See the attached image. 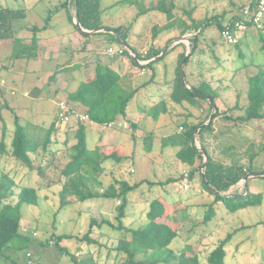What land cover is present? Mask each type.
Masks as SVG:
<instances>
[{"label":"rangeland","instance_id":"obj_1","mask_svg":"<svg viewBox=\"0 0 264 264\" xmlns=\"http://www.w3.org/2000/svg\"><path fill=\"white\" fill-rule=\"evenodd\" d=\"M63 1L0 0V7L9 6L26 12L25 18L14 20V37L0 40V82L1 79L6 81L4 85H0V137L3 128L6 127L10 147L17 126V115L20 125L26 129L29 137L40 143L37 154H32L37 166L35 169H29L9 154L2 156L0 175L3 177L7 175L14 181V194L7 201L16 202L20 187L25 185L38 190L39 201L37 204H23L20 229L22 234L14 238L4 250L0 264H27V252H32L34 264H74L71 256L55 243L57 236L62 234L73 236L63 240V245L79 260L92 257L97 264H116L121 263L124 258L123 253L117 251L119 238L123 232L103 222L109 220L114 226L119 224L117 216L120 204L117 199L92 198L82 201L72 196L71 202L60 208L59 192L64 181L62 170L71 160L72 147L77 139L74 137L75 130L71 129L72 125L56 126V117L61 101H67L75 106L68 100V94L77 89L81 78L86 76L83 75L86 66L82 65L85 61L111 65L120 74L121 83L127 89L141 86L129 103L126 115L119 118L123 122H136L134 127L107 128L104 125H96L102 131H106L108 138H117L122 143V147L119 143L122 149H117L116 152L127 155L121 162L115 159L107 161L100 176L103 183L101 187H107L116 179L127 180L130 183L144 179L147 181L128 194L129 202L124 223L132 228L144 225L147 222L146 213L150 202L160 198L166 200L169 207L165 215L158 220L172 225L179 233L169 248L176 252L185 250L189 257H199L202 264H210L207 260L209 252L232 233L226 244L225 264H264V223H257L264 221V177L256 176L257 182L263 188L260 192L261 206L238 210L231 216L225 214L222 207L217 206L215 215L208 222H204L207 207L202 206L188 211L186 209L188 198L199 195L198 187H204L200 169L192 179V189L188 191H179L173 180L153 186L148 183L166 181L172 175L163 164L168 156H172L173 148H168L161 155L159 151L161 143L170 141L175 144L172 135L177 132L179 125L184 122L191 124L193 120L190 117L187 119V111L182 109V104H171V101V112L175 110L176 116L170 112L163 114L160 117L164 121L163 126L160 124L161 119L157 121L148 116L143 117L140 110V106L149 107L154 99L168 97L170 87L166 81L170 80L174 55L179 48L171 47L168 55L151 66H141L128 54L112 56L107 52L109 48L116 51L121 48L123 43L121 36L127 37L129 45L132 46L129 40L132 33L135 37V49L140 53L145 50L143 47L150 44L153 31L162 39L160 45L164 46L162 47L164 52L174 43L167 45L169 41L183 36L181 34L184 27H190L189 30L195 36L198 32L194 25L211 21L201 26L203 32L199 33V48L192 59L197 61L200 57L206 60L204 69L209 66L214 68L213 74L209 72L206 75L214 81L219 94L226 98V103L218 101L219 108L235 105L237 92L243 95L240 103L245 104L247 77L255 72L257 64L264 60L262 48L264 42L260 40L261 32L264 35V29L259 31L249 28L240 40L239 49L224 40L218 20L222 17L221 22L227 21L241 15L252 0H101L100 19L103 23H111L112 26L119 28L121 35L116 31L117 33H113L112 36L108 31L87 36L89 49L87 52H79L76 49L82 44L77 42L80 32L74 28V21L71 18L74 7L64 8L61 4ZM160 2L166 9L172 8V18L166 12L158 10L157 5ZM34 25L47 27L37 33L39 38L37 46L29 48L35 35L32 30ZM52 37L57 38L54 49L43 48L40 41ZM63 40L69 42L67 45L63 44L65 50L61 55L60 53L57 55L58 45ZM240 50L249 66H243ZM83 53L86 55H82ZM215 54L219 58H216ZM190 62L191 60L184 65L186 83L193 79L189 73L192 67ZM71 64L74 67H70ZM200 66V63H195L194 69L199 71ZM56 71H59L58 74L49 78ZM201 99L206 106V100ZM184 105L194 113L199 110L188 103ZM180 113L182 115H179ZM239 113L235 111L234 115ZM87 126V141L91 146L96 138L91 134L93 125L88 123ZM50 128H53L51 140L44 147ZM179 129L181 130V127ZM236 134L242 138L246 137L247 140L255 139L256 145L250 148L252 154L263 149L251 163L253 172H263L264 121L238 127ZM236 134L233 138L241 140ZM219 139L228 143L229 138L220 134ZM180 165L181 168L186 166L193 170L188 163ZM206 167L207 165L203 173ZM178 171L180 172L179 167L175 169L176 173H179ZM208 195L205 193L199 197L208 200ZM93 219L97 224L92 227ZM90 230L91 237L96 243L81 242L79 239ZM168 251V248L161 250L159 256H165ZM139 257H143V254Z\"/></svg>","mask_w":264,"mask_h":264},{"label":"trees","instance_id":"obj_2","mask_svg":"<svg viewBox=\"0 0 264 264\" xmlns=\"http://www.w3.org/2000/svg\"><path fill=\"white\" fill-rule=\"evenodd\" d=\"M255 1L256 0H252L249 5H254ZM72 6L74 7L75 16L80 21L83 28L90 30L109 28L112 36H114V34L111 30L115 32L117 31L118 34L121 35L119 28L104 24L100 19L101 0H72ZM157 8L160 11L166 12L170 18L173 17L172 8L166 9L161 2L158 3ZM25 17L26 12L23 9H14L9 6L0 7V40L13 38L14 20L23 19ZM49 18L50 17H48V19ZM71 18L73 20V16ZM221 18L218 20V26L222 30ZM210 22L211 21H205L201 24L194 25L198 33L192 38V45L190 46L192 50L185 62V66L189 63L192 56L195 54V51L199 48V33L203 32L201 26ZM73 23L74 26L79 29L76 22ZM249 25L252 26L251 23H249ZM46 27L47 25L43 27L37 25L32 26L35 35L33 36L32 44L29 45V48L37 46L39 39L37 33ZM189 29L190 27H184L181 35H184ZM263 29H260L259 31H262ZM79 31L83 35H90V33L80 29ZM98 33L103 32H97L96 34ZM155 35H157V32ZM121 38L123 41L127 40V37L123 38L121 36ZM177 38L179 39L181 37L179 36ZM174 40L175 38L169 41L167 45L171 44ZM240 40L233 44L239 49ZM260 40L264 42V35L262 32ZM180 44L181 42L171 47L174 48ZM131 48L137 53L140 60H149L162 52V49L156 50L150 48L148 49L147 55L142 57V54L138 53L134 47ZM170 48H168L166 53L162 55L160 59L168 55ZM262 48L264 49V43ZM126 54L130 55L128 51ZM240 54L243 58V66H249L245 61L246 58L244 57L242 50H240ZM185 55L186 50L179 55L176 74L172 81V90L169 94V98L176 103H182L185 100L195 103L196 97H201L210 104L213 111L216 106V99L219 95L218 90L214 86V81L211 78H208L205 74L203 77H200L199 84H189L188 82L185 84L180 70V65L185 58ZM216 58H219V56L217 55ZM132 60L135 61L134 59ZM156 62V60H153L141 66H151ZM213 70L214 68H211V66L206 68V71H209L212 74ZM58 72L59 71H56L50 75L49 78H52L58 74ZM247 83V102L245 104L240 103V99L243 98V95L239 93L235 105L231 108V115H226V118L233 120L236 124L264 121V60L257 64L255 72L248 75ZM187 84H189L190 87H188ZM138 90L139 88H125L121 83L120 74L112 66L98 62L93 72L88 74L84 80L80 81L77 89L69 92L68 100L74 104L79 103L85 106V111L89 114L91 121L106 125L116 121L118 117L126 115L128 105ZM210 99L214 103H212ZM147 111L154 119H158L161 113H166L168 111L167 102L165 99H161L151 107L147 108ZM235 111H239V115H234ZM211 113H209L207 118L203 121L191 124L184 122L181 126L183 127V130L172 135V139H175L174 143L176 145H181V148L177 151V157L184 163L190 164L193 168L192 171L190 170L191 177L199 172V168L204 162L203 150L197 146L196 136L194 134L199 127H201L199 133L208 131L212 134L215 129L214 120L221 114L217 109L214 119L209 124H205ZM16 122L17 126L10 147L7 141V129L6 127L3 128V134L0 137V155L6 156L9 154L16 160L21 161V163L26 165L29 169H35L37 166L32 154H37L38 149L40 148V143L36 142L32 137H29L26 129L20 125L19 117L17 115ZM71 129L75 130L74 137L77 141L72 147L71 160L62 170L64 181L59 192L60 208H63L71 202L70 198L72 196L82 201L92 198L117 199L120 204L118 206L117 216L119 224L114 226L109 220L103 221L123 232L119 238L117 251L123 253L124 258L121 263L118 262L116 264H202L199 257L191 258L185 254V250L176 252L174 249L169 248L179 233L177 229L172 227V225L165 221L158 220L165 215V212L169 207L165 202L166 200L155 198L150 202L149 210L146 213L147 222L141 227L132 228L124 223L123 219L127 216L126 207L129 202L128 194L142 186L147 181L144 179L140 182L130 183L127 180L116 179L107 187H101L103 183L100 176L103 171V162L110 158L121 162L127 157H124L116 151L108 153L106 149L100 151L98 149L90 148L87 141L86 123H81L76 128L72 127ZM52 131L53 128H50L47 133L44 147H46V144L51 140ZM179 134L181 135L178 136ZM167 143L168 142L164 144L167 145ZM169 143L171 142L169 141ZM220 144L226 149V153L232 157V164L229 167H224L222 164L215 163L210 153L204 147L209 157L205 169L206 177L203 182L204 188L214 192L215 190L218 191L215 192V201L210 203L206 210L204 222L210 221L212 216L215 215V203L217 201H223L228 214L234 213L239 209L248 206L262 204V196L260 193L254 194L249 192L246 195H236L232 193L222 194L221 192L228 191L232 185L238 183L250 172V170H252L249 167L250 160H253L263 149L252 154L250 152V148L252 147H250L248 140L242 141L238 147H235V144H229L225 141L220 142ZM248 156V161L244 162L243 160ZM39 169L41 170V165H39ZM0 177H2L0 178L1 258L4 255V250L9 247L14 238L22 234L20 232V227L22 220L21 208L23 204H37L39 201V193L35 187L25 185L20 187L17 194L18 200L16 202H8L7 199L14 194V181H12L7 175ZM170 180L173 179L169 178L166 181L159 182L148 181V183L153 186L155 184H164ZM207 186H211V188H208ZM186 209L188 211L189 207L187 206ZM95 224H97V221L93 219L91 226L93 227ZM91 232L92 231L90 230L79 240L81 242H88L89 244L96 243V240L91 237ZM231 236L232 233H229L228 236L209 252L207 256L208 263L225 264L227 256L226 244L231 239ZM72 237L73 236L67 234L58 235L55 243L62 251L67 252V254L71 256L74 264H97L92 257L79 260L74 253L69 251L67 247H64L63 240ZM167 248L169 249L168 253L165 256H159L161 255L160 251ZM140 254H143V257L140 258Z\"/></svg>","mask_w":264,"mask_h":264},{"label":"crops","instance_id":"obj_3","mask_svg":"<svg viewBox=\"0 0 264 264\" xmlns=\"http://www.w3.org/2000/svg\"><path fill=\"white\" fill-rule=\"evenodd\" d=\"M62 6L64 7V8H73V6H72V0H64L62 3ZM15 9V8H14ZM16 9H19V8H16ZM101 9H102V6H101ZM74 10V9H73ZM103 11V10H102ZM73 21L75 22L76 21V16H75V11H73ZM171 22H173V21H171ZM104 24H108V25H111V23H106V22H104ZM73 26H74V23H73ZM74 28H76L75 26H74ZM249 28H254V27H252V26H250ZM248 28V29H249ZM77 29V28H76ZM85 29V28H84ZM69 31V30H68ZM248 30H246L245 31V33L247 32ZM80 32V31H79ZM85 32H87V33H90V35H83V34H81V32H80V37H78L77 36V38H78V40H77V42L78 43H80V44H82L81 46H78L76 49H77V51H79V52H83V51H85V52H87L89 49H88V44H87V36H91V35H94V34H96L97 32H92V30H90V29H86V31ZM99 32H108V30H106V28H104L103 30H100ZM111 32L112 33H114V31L113 30H111ZM156 34V32H152V34H151V36H152V39H153V41H151V36H150V44H148L147 46H145V47H143L142 49H148V46H150L149 47V49L150 48H152V49H156V50H161L162 49V47H164L163 45L161 46L160 44H162L161 42H162V39L158 36V35H155ZM192 34H194V33H192L190 30H188L184 35H186L187 37H188V39H184V40H182L181 41V44L180 45H178V46H176V47H174V48H179V50H178V52H176V54L174 55V59H173V63H172V70H171V76H170V80H168V81H166L167 83H168V86L170 87V92H171V90H172V81H173V79H174V77H175V74H176V67H177V65H178V59H179V55H180V53L181 52H183L184 50H186V52L190 49V46H191V42H192V38L194 37ZM183 35V36H184ZM86 36V37H85ZM64 38H65V36H64ZM242 39V38H241ZM55 40H57V38L56 37H52V38H44V39H42L40 42L42 43V45H43V48H53L54 49V47H55ZM129 40L132 42V46L131 45H129V42H128V40H126L127 41V43H128V46H126L125 44H123L122 43V46H124V47H126V48H128V49H130V50H133L131 47H134L135 48V37H134V34H130V36H129ZM58 41H59V39H58ZM126 41H123V42H126ZM69 42V40H67L66 42H64V40L62 41V43L60 44V45H58V52H57V55H58V53H60V55H61V52L63 51V50H65L64 49V47H63V44L64 43H66V45H67V43ZM174 43L173 44H169L170 46L168 47V48H170L171 46H174V45H176L177 43H175L176 42V39L173 41ZM179 43V42H178ZM121 46V47H122ZM214 48V47H213ZM141 49V50H142ZM108 50V49H107ZM126 54V53H125ZM161 54V53H160ZM159 54V55H160ZM82 55H86V53H83ZM113 56V55H112ZM158 56V55H157ZM157 56H155V57H157ZM155 57H152L151 59H149V60H151V61H153L152 59H154ZM159 59L160 58H158V59H154V60H156V61H159ZM149 60H147V61H149ZM161 60V59H160ZM220 59H218V61H219ZM150 61V62H151ZM205 61L206 60H203V59H201L200 57L197 59V61H195V60H193L192 58H191V62L190 63H192V67L189 69V73H190V75H191V77L193 78L192 80H191V82L189 81L188 83L190 84H195V83H198L199 84V82H200V77H203L206 73H209V71H206V69H204V64H205ZM98 62H96V61H85V62H83L82 63V65L83 66H86V68L83 70V75H86L84 78H81V80H84L87 76H88V74H90V73H92L93 72V70L95 69V66H96V64H97ZM195 63H200V68H199V71L198 70H195L194 69V66H195ZM141 65H145V64H141ZM111 66V65H110ZM70 67H74V65H72L71 64V66ZM114 68V67H113ZM82 69V68H81ZM115 69V68H114ZM116 70V69H115ZM156 75V73L154 74V76ZM207 76V75H206ZM80 80V81H81ZM188 84V85H189ZM190 86V85H189ZM135 88H139V90H140V88H141V86H139V87H134V88H132V89H135ZM138 90V91H139ZM170 92H169V94H170ZM238 94H239V92H237L236 93V101H237V99H238ZM136 95V94H135ZM164 96V95H163ZM161 99H165V101L167 102V106H168V111L166 112V113H161L160 114V116H159V118L158 119H155V120H157V121H159L161 118V116L163 115V114H168L169 112L171 113V115L173 114L174 115V117L176 116V114H175V110L174 111H172L171 112V105H170V101H171V104H182L183 105V107H182V109L184 108L186 111H187V113H186V117H187V119H189V117L190 118H193V120H191V123H196V122H200V121H203V119H204V117H207L208 115H209V113L212 111V109H211V107H210V104L206 101V106H205V104H204V101H202V99H201V97H196V99H195V103H191V102H189V101H183L182 103H176V102H174L173 100H171L170 98H169V95H168V97H162V98H159V99H154L152 102H151V104L149 105V107H151L153 104H155L157 101H159V100H161ZM169 100V101H168ZM223 101L224 103H226V98L224 97V96H222V95H218V97H217V99H216V106L214 107V109H213V112H216L217 111V109L221 112V114L219 115V116H217L216 118H215V120H214V132L211 134V133H209L208 131H203L202 133H199V131L201 130V127H199L198 129V131H197V133H196V144H197V146L201 149V148H207V151L210 153V155H211V157L213 158V160H214V162L215 163H218V164H222V165H224V167H229L231 164H232V157L229 155V154H227L226 153V149H224V147L220 144V142H222L221 141V139H219V135L221 134V135H223V136H227L229 139H228V143L229 144H235L234 146L235 147H238V145H240L241 144V142L242 141H244V140H247V138L246 137H243L242 138V136H240V135H238L237 136V134H236V128H242V127H245V126H248V125H251V124H253V122H250V123H243V124H236L233 120H231V119H228V118H226V115H231V113H232V111H231V108L233 107V106H226V108H224V109H221V108H219V103H218V101ZM184 103H188V104H190L192 107L194 106H196L199 110H198V112H196V113H194L193 111H191L190 110V108L188 107V106H185L184 105ZM204 104V105H203ZM77 108H80V109H82V110H84L85 111V109H86V107L85 106H83L82 104H79V103H75L74 104ZM200 106H202V107H200ZM149 107H147V106H140V110H141V113H142V116L143 117H145V116H148V117H151V118H153L151 115H149L148 114V111H147V108H149ZM206 108H208V109H206ZM176 110H177V108H175ZM180 109V108H179ZM239 112V111H238ZM169 113V114H170ZM234 113V112H233ZM179 115H182L181 113L179 114ZM120 117H118V119L115 121V123L112 125V126H109V125H104V126H106L107 128H114L115 126H119V127H123V128H132V127H134V125H136L134 122H127V121H125V122H127L128 124H129V126L128 127H125L124 126V123L125 122H123V121H120V119H119ZM210 118V117H209ZM154 119V118H153ZM209 120V119H208ZM208 120L206 121V122H208ZM89 123V125H93L92 127H91V134H92V136L94 135V137L96 138V140H95V142L90 146V148H92V149H98V150H100V151H102V150H104V149H106V151H108V153H112L113 151H115V150H117V149H120L121 147H122V143L119 141V140H117V138H108L107 137V135L108 134H106V131H102L101 129H99L98 127H96V125H103V124H98V123H95V122H87L86 124H88ZM160 124L163 126V124H164V121L161 119L160 120ZM184 124V123H183ZM183 124H181V125H179V127H178V129L176 130L177 132H179V131H181L179 128L183 125ZM206 124V123H205ZM255 124H257V122L255 121ZM239 125V126H238ZM87 130H88V126H87ZM230 130V131H229ZM176 133V132H175ZM234 134H236V136H237V138H239V136L241 137V140H236L235 138H233V136L235 137V135ZM218 137V138H217ZM213 139H215L216 141H214ZM168 140V139H167ZM249 141V143H250V147H254L255 145H256V141H255V139H251V140H248ZM253 142H254V144H253ZM119 143H121V147L119 146ZM165 142L163 141L162 143H161V147H160V153H161V155H163V153H164V151L165 150H167L168 148H170V147H172L173 148V154H172V156H168L166 159H165V161H164V164H163V166H164V168H166V169H168V172L170 173V174H172V175H175L174 173H176L175 172V169L176 168H178L179 167V170H180V172L179 173H176V175L175 176H169V178H172L173 179V181H174V184H175V181L178 179V177L180 176V173L182 172V170L183 169H188L186 166H183L182 168H181V165H180V163H183V164H185L183 161H181L178 157H177V151L181 148V145L180 144H172V143H167V145H165L164 144ZM251 148V149H252ZM122 149V148H121ZM124 157H127V155H125V154H122ZM204 155V154H203ZM258 156V155H257ZM256 156V157H257ZM256 157L254 158V159H256ZM126 159V158H125ZM124 159V160H125ZM205 159V158H204ZM248 159H249V156L247 157V158H245L243 161L244 162H247L248 161ZM251 159V158H250ZM254 159L253 160H250V164H249V167L251 168V163H253V161H254ZM108 160H111V158L110 159H107V160H105L104 162H103V166H105L106 165V163H107V161ZM0 164H2V162H3V160H2V155H0ZM0 168H1V165H0ZM201 168V167H200ZM199 168V169H200ZM193 169V168H192ZM190 170V169H189ZM104 171V170H103ZM103 171H102V173H103ZM192 171V170H191ZM250 172H253L252 170H250ZM249 172V173H250ZM264 172V171H263ZM196 175V174H195ZM195 175H193V177H192V179L194 178V176ZM0 176H2V175H0ZM262 177H264V176H262ZM168 178V179H169ZM253 179H251V177L247 180V181H245L244 180V178L242 179V180H240L238 183H236V184H234V185H232L229 189H228V191H226V192H221L222 194H236V195H246L247 193H249V192H251V193H260L261 191H262V186H260V184L257 182V177H252ZM192 189V188H191ZM190 189V190H191ZM198 191V194L199 195H204L205 193L206 194H209L208 196H209V199L207 200V199H205V200H203V199H201L200 197H199V195H197L196 194V196H190L189 198H188V201H187V206L189 207V209H191V210H196L197 208H199V207H202V206H204V207H207L208 208V206H209V204L210 203H212V202H214L215 201V192H218V191H216L215 190V192L214 191H211V190H208V189H206V188H204V187H201V186H199L198 187V189H197ZM164 199V198H163ZM262 204H260V205H256V206H248V207H246V208H250V207H259V206H261ZM217 206H220V207H222L225 211H224V213L225 214H228L227 213V208H226V206L224 205V203H223V201H217L216 203H215V210H216V207ZM243 209H245V208H243ZM243 209H239V210H243ZM237 212V211H236ZM236 212H234V213H230L229 214V216H231V215H233V214H235ZM260 222H264V221H260ZM260 222H257V223H260ZM21 228V227H20Z\"/></svg>","mask_w":264,"mask_h":264},{"label":"built area","instance_id":"obj_4","mask_svg":"<svg viewBox=\"0 0 264 264\" xmlns=\"http://www.w3.org/2000/svg\"><path fill=\"white\" fill-rule=\"evenodd\" d=\"M249 23L252 24L257 30L263 29L264 27V0H256L254 5L246 6L241 15L228 19L227 21H222L221 34L224 40L230 44L237 43L244 35L245 31L250 27ZM130 55L137 56L134 50H130L122 46L118 51L113 48H109L107 52L110 55H124L126 52ZM142 57L146 56L148 49L140 52ZM140 60V59H139ZM142 63H146L147 60H140ZM6 83L5 79H1V85ZM12 93H15L12 91ZM58 114L56 117V126H62L64 124H70L73 128H76L81 123L93 122L91 121L89 114L76 106L70 105L67 101H61L58 107ZM115 121L107 124L112 126ZM125 127H128L127 122L124 123ZM183 130V127H181ZM175 186L179 191H188L192 188V177L191 171L189 169H183L178 179L175 181ZM52 242V241H51ZM27 264H34L32 259V252H27Z\"/></svg>","mask_w":264,"mask_h":264},{"label":"water","instance_id":"obj_5","mask_svg":"<svg viewBox=\"0 0 264 264\" xmlns=\"http://www.w3.org/2000/svg\"><path fill=\"white\" fill-rule=\"evenodd\" d=\"M75 22H76L77 27H78L80 30H82V31H86V29H84V28L82 27L80 21H79L77 18H76V21H75ZM100 30H103V29H95V30H92V32H99ZM106 30L110 31L109 28H106ZM114 33H116V32L114 31ZM184 39H188V37H187L186 35H184V36H182L181 38L176 39V42H175V43L181 42V41L184 40ZM123 44H125L126 46H128L127 42H123ZM167 50H168V49H166L164 52H162L160 55H158V56L155 57L154 59H158V58H160L162 55H164V54L166 53ZM190 53H191V50L189 49V50L186 52L185 58L183 59L181 65H180L181 75H182V78H183V81H184V82H185L184 65H185V62H186L187 58L189 57ZM133 59H134L135 61H137L139 64H147V63H149V62L151 61V60H149V61H146V63H142V62L139 60L138 56H133ZM154 59H152V60H154ZM185 83H186V82H185ZM187 86L190 87L189 85H187ZM210 101H211L212 103H214L211 99H210ZM214 116H215V112H213V113L210 115V118H209L208 122H206V124H209V123L214 119ZM198 130H199V129H197V131H198ZM197 131L195 132L194 135H196ZM201 149L203 150V154H204V158H205V159H204V163H203L202 167L200 168V172L202 173V176H203V178L205 179V173H203V169H204V167L208 164L209 157H208V153L205 151V149H204V148H201ZM256 176H264V172H260V173L251 172V173H248V174L244 177V180L247 181L250 177H256Z\"/></svg>","mask_w":264,"mask_h":264}]
</instances>
